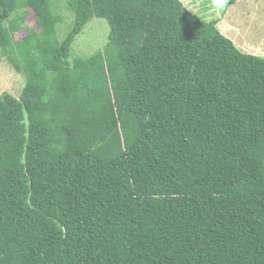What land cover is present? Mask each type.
Wrapping results in <instances>:
<instances>
[{
    "label": "trees",
    "instance_id": "1",
    "mask_svg": "<svg viewBox=\"0 0 264 264\" xmlns=\"http://www.w3.org/2000/svg\"><path fill=\"white\" fill-rule=\"evenodd\" d=\"M68 5L60 41L51 0H0L26 78L0 94V264H264V56L183 0ZM95 16L108 42L71 59Z\"/></svg>",
    "mask_w": 264,
    "mask_h": 264
},
{
    "label": "rangeland",
    "instance_id": "2",
    "mask_svg": "<svg viewBox=\"0 0 264 264\" xmlns=\"http://www.w3.org/2000/svg\"><path fill=\"white\" fill-rule=\"evenodd\" d=\"M188 7L199 14L204 20H225V25L217 22L219 30L251 52L264 55V0H236L230 3L226 0L223 7H216L213 0H183ZM53 13L60 17L57 24L58 39L62 41L71 30L75 20V13L69 8V0H51ZM24 8L20 10L22 12ZM29 12L25 24L37 27L36 15L28 8ZM245 17L247 23L238 24L236 19ZM219 20V21H220ZM243 20V21H244ZM250 27V28H249ZM40 31V28H38ZM110 26L106 18L93 17L84 27L83 31L76 37L72 44L71 59L74 56L86 57L104 47L109 39ZM25 30L16 33L20 38ZM259 44L250 47L249 42ZM259 41V42H258ZM260 52V53H259ZM255 54V53H254ZM26 82L25 74L14 67L7 55L0 53V94L8 92L19 96Z\"/></svg>",
    "mask_w": 264,
    "mask_h": 264
},
{
    "label": "crops",
    "instance_id": "3",
    "mask_svg": "<svg viewBox=\"0 0 264 264\" xmlns=\"http://www.w3.org/2000/svg\"><path fill=\"white\" fill-rule=\"evenodd\" d=\"M245 19V17H243L242 16V18H238V19H236V22L238 23V24H242V25H244L243 23L245 22V23H247V21L246 20H244ZM219 20H220V18H219ZM218 20V23H221V27L223 26V24L225 25V20H227L226 19V17H225V19H223V20H220L219 21ZM244 20V21H243ZM250 28V27H249ZM259 42V41H258ZM235 43V42H234ZM236 44V43H235ZM249 45H250V47H257V49H260V45H261V43H259V44H253L251 41L249 42ZM236 46L237 47H239L241 50H243V51H245V52H248V53H250V51H248L247 49H243L242 48V46L241 45H239V44H236ZM251 53H253V52H251ZM255 54L257 53V52H254ZM253 53V54H254ZM260 53V52H259ZM256 55H261V56H264V55H262V54H256Z\"/></svg>",
    "mask_w": 264,
    "mask_h": 264
},
{
    "label": "clouds",
    "instance_id": "4",
    "mask_svg": "<svg viewBox=\"0 0 264 264\" xmlns=\"http://www.w3.org/2000/svg\"><path fill=\"white\" fill-rule=\"evenodd\" d=\"M226 3V0H213V4L216 7H223Z\"/></svg>",
    "mask_w": 264,
    "mask_h": 264
}]
</instances>
